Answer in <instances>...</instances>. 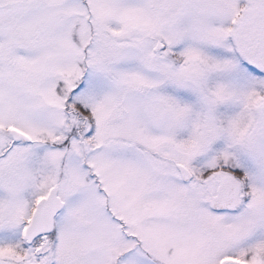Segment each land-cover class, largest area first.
I'll use <instances>...</instances> for the list:
<instances>
[{"label":"snow or ice","instance_id":"6c2138e0","mask_svg":"<svg viewBox=\"0 0 264 264\" xmlns=\"http://www.w3.org/2000/svg\"><path fill=\"white\" fill-rule=\"evenodd\" d=\"M0 264H264V0H0Z\"/></svg>","mask_w":264,"mask_h":264}]
</instances>
